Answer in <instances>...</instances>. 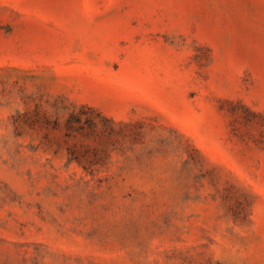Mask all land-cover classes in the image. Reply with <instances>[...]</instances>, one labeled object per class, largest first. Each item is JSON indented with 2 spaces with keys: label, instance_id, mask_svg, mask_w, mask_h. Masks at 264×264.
<instances>
[{
  "label": "rangeland",
  "instance_id": "1",
  "mask_svg": "<svg viewBox=\"0 0 264 264\" xmlns=\"http://www.w3.org/2000/svg\"><path fill=\"white\" fill-rule=\"evenodd\" d=\"M0 264H264V0H0Z\"/></svg>",
  "mask_w": 264,
  "mask_h": 264
}]
</instances>
